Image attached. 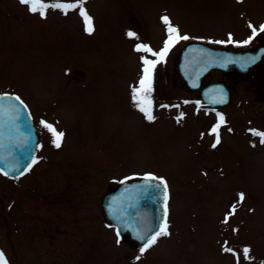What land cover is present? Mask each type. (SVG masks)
Returning <instances> with one entry per match:
<instances>
[{
  "label": "rangeland",
  "instance_id": "374dc122",
  "mask_svg": "<svg viewBox=\"0 0 264 264\" xmlns=\"http://www.w3.org/2000/svg\"><path fill=\"white\" fill-rule=\"evenodd\" d=\"M241 5L87 0L89 34L80 9L49 8L42 18L19 0H0V93L29 106L42 142L29 175L16 182L0 174V252L8 263L264 264V144L251 134L264 132L258 95L250 87L237 95L213 147L216 136L204 135L213 121L179 108L190 95L177 79L178 51L155 72L152 121L132 91L147 57L134 49H161L162 16L188 40L249 32V18L264 24V0ZM41 121L64 134L60 148ZM148 173L167 182L170 235L141 253L104 221L100 198L110 184Z\"/></svg>",
  "mask_w": 264,
  "mask_h": 264
},
{
  "label": "water",
  "instance_id": "95a60500",
  "mask_svg": "<svg viewBox=\"0 0 264 264\" xmlns=\"http://www.w3.org/2000/svg\"><path fill=\"white\" fill-rule=\"evenodd\" d=\"M246 56L251 57V54ZM194 82L189 79V83ZM12 104L16 102L0 101V108L4 110V115L0 117V170L8 172L10 176H18L28 169L35 156L38 138L27 105L23 102L26 112H21L19 119H14ZM14 167L21 171H12ZM147 184L143 178L123 183L108 192L102 200L107 218L120 229V234L129 233L140 244H144V241L139 237L146 239L151 235L158 228L163 215L161 190L149 188Z\"/></svg>",
  "mask_w": 264,
  "mask_h": 264
},
{
  "label": "snow or ice",
  "instance_id": "6c2138e0",
  "mask_svg": "<svg viewBox=\"0 0 264 264\" xmlns=\"http://www.w3.org/2000/svg\"><path fill=\"white\" fill-rule=\"evenodd\" d=\"M87 2V0H78L77 3H62L60 0H56V2L52 3H46L45 0H19V3L22 5L29 6V9L31 12L36 13L39 9L40 14L42 18H47V10L49 8L53 10H60L65 15L68 14L69 10H76L80 9L79 14L84 18L86 23V30L89 32V34L92 33V21L91 17L88 16L86 10L84 9L83 5ZM162 23L166 26V33H167V39L164 43L163 48L159 52L153 51L150 47L145 46L143 44H138L136 48L134 49L136 52H143L150 54L152 57H156V59H148L147 57H142V77L138 81V87L133 88V100L136 104L138 110L142 112L146 119L149 121H152L154 119L152 115V100L150 98V94L152 92V82H153V73L154 69L156 68V65L163 61V59L166 57L167 53L171 49V47L174 46L175 43L179 42L180 40H188V36H182L179 32V29L174 27L170 21V18L168 16H162L161 17ZM251 29L253 35L257 34V31L264 32V25H260L259 29H257L256 26H253L251 24L248 25ZM129 37H134V33L129 32L127 33ZM229 42H231V36H229ZM217 43H221L220 41H217ZM247 43V42H246ZM256 60L255 57L242 59V60H232L231 58H226L224 63H239L242 68H247V66L251 63H254ZM15 101L16 104H12L11 108L13 109L15 115L14 119H19L21 112H26V106L23 104V101L18 96H0V101ZM4 115V110L0 108V117ZM181 114V118H182ZM28 118L30 119V113L28 114ZM219 123L213 128L212 133L216 136L215 144H213V147H215L217 144L220 143L219 135H218V129L224 124V117L222 115L218 114ZM43 126L47 129H49L50 132H52L54 136V145L56 148H60L62 141H63V133L56 132V130L49 125L48 123L41 121ZM251 134L260 137V142L264 144V132H260L257 130H251ZM37 163V160L35 157L32 158L28 165V170L31 169V166ZM12 171H21L19 168L14 167ZM5 176H8V172H3ZM14 179H19V176L11 177ZM145 181L148 182L147 187L149 188H156L161 190L162 192V208H163V215L161 217V222L158 226V228L152 232L151 235H148L147 238L141 236L139 237L144 241L143 247L141 248V253L147 251L149 248H151L153 245L157 243V241L161 237L169 236L170 233L168 232V222H167V216H168V185L163 178H157L152 175H146L143 178ZM155 181L156 183L153 184L152 182ZM122 183H127V181H122ZM244 198L243 194H240V200L242 201ZM234 210V209H233ZM151 231V230H149ZM117 236H120V229H117ZM225 251H229V249H225ZM249 249L245 248L243 249V253L245 257H248ZM139 258V257H138ZM0 264H8L4 253L0 252Z\"/></svg>",
  "mask_w": 264,
  "mask_h": 264
},
{
  "label": "flooded vegetation",
  "instance_id": "af4514ba",
  "mask_svg": "<svg viewBox=\"0 0 264 264\" xmlns=\"http://www.w3.org/2000/svg\"><path fill=\"white\" fill-rule=\"evenodd\" d=\"M246 1L247 0H236L240 8L242 7L241 3H244ZM238 12L245 13L243 9L238 10ZM244 23H248V25L251 24L253 26L256 25V27L264 25L259 21L254 23L252 19L250 20V18L247 20V22H243V24ZM248 25L247 27H249ZM163 30H166V26ZM229 36H231V42H229ZM217 41H220L221 43H217ZM192 42L204 43L212 48L227 51L258 52L260 49L263 51L259 60L252 66H250L246 72H242L241 66H238L237 63L225 64L224 61L226 57L221 60H217L218 65H222V67H213L210 70H205L204 68H202L203 63H205L206 60H198L196 65L193 66V72L199 73L203 70H205L206 72L205 75L201 78V82L198 88L190 89L187 82L182 76L179 65L183 56L184 48L186 47V45ZM174 47L176 50L174 49L170 51L169 55L178 51L176 57L177 61L175 65L177 79L181 84V91L190 95L189 97H181V103L185 104L187 101H189L192 105H194L196 110L201 112L203 119H205L207 122H209L211 118H214L216 116L218 117V114L224 117L225 122L226 119L230 116L228 110L231 108L237 95H239L244 90H248V87L252 88L256 95H258V102H260V104L264 107V32L257 31V34L253 35L251 31L247 32V28H244L242 26L240 30L221 32L217 37L196 36L191 40H180L179 42L174 44ZM213 85L217 86V90L214 93L215 95H217V97L225 94L226 91L230 93L231 98L227 106L209 107L203 102V90ZM243 98L244 97H241L240 99Z\"/></svg>",
  "mask_w": 264,
  "mask_h": 264
}]
</instances>
